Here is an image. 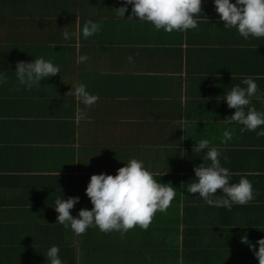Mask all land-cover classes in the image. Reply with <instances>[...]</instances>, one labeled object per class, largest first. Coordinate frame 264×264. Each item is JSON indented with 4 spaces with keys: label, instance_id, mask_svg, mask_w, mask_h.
Instances as JSON below:
<instances>
[{
    "label": "crops",
    "instance_id": "obj_1",
    "mask_svg": "<svg viewBox=\"0 0 264 264\" xmlns=\"http://www.w3.org/2000/svg\"><path fill=\"white\" fill-rule=\"evenodd\" d=\"M122 6L124 0H0V70L8 73L0 84V264H47L53 245L63 264H259L241 237L257 250L264 238V137L225 121L235 112L225 93L251 76L261 96L252 105L264 112V37L245 40L224 28L214 0H203L197 29L172 33L129 19L132 5L119 17ZM88 20L102 27L85 39ZM64 30L79 39L65 40ZM41 56L60 73L30 90L18 85L17 62ZM80 56L88 59L78 63ZM80 83L99 97L90 108L66 95ZM78 107L85 112L79 123ZM225 129L234 135L221 144ZM201 139L221 149L230 183L242 176L252 182V202L229 211L186 191L207 151L193 152ZM133 157L176 188L147 230L137 226L121 238L93 226L76 235L58 223L57 198L79 197L71 210L78 218L93 207L91 176L116 175Z\"/></svg>",
    "mask_w": 264,
    "mask_h": 264
},
{
    "label": "clouds",
    "instance_id": "obj_2",
    "mask_svg": "<svg viewBox=\"0 0 264 264\" xmlns=\"http://www.w3.org/2000/svg\"><path fill=\"white\" fill-rule=\"evenodd\" d=\"M124 4L125 6L116 8L119 17H125L127 5H132V15L128 17L129 19L138 17V20L152 24L157 31L164 30L167 33L174 30L186 32L197 29V18L201 17L203 12V0H124ZM214 5L224 28L237 29L245 40L250 36L264 37V0H235V3L233 0H214ZM101 27V24L88 20L83 25L82 35L87 39L98 33ZM74 35L79 39L78 34L63 31L65 40L71 39ZM87 59V56H80L78 63ZM131 60L129 57V61ZM60 70L52 60H46L41 56L31 63L18 61L15 77L18 85L30 90L34 86L39 87L45 78L58 75ZM7 83L8 73L0 70V84ZM242 85L236 84L225 93L227 106L235 110L225 121L229 124L242 125L241 133L255 131L258 137H264V130L256 131L264 126V112L258 111L252 105L253 98L261 99L258 95V85L251 76L244 77ZM14 90L19 91V86ZM66 95L74 96L85 108H90L99 99L97 95L87 90L84 83L72 86V90ZM84 115V110L78 107L76 122L79 123ZM176 123L182 131L188 126L187 121L183 119ZM233 135V131L225 129L221 144H227ZM204 150L207 151L203 163L194 167L196 178L187 183L186 191L190 194H199L209 206L227 208L229 211L234 204L247 205L252 202L258 195L254 193L252 182L246 176H242L238 183H230L232 173L221 165V149L212 146L208 139L195 142L193 147L195 154ZM224 159L227 161L228 157L225 156ZM156 175L158 174L145 167L142 160L135 157L130 158L124 167L119 168L116 175L94 174L86 188V195L93 205L92 209H81L78 218H75L71 210L79 203L80 198H57L55 211L58 213V223L65 229L70 227L76 235L84 234L93 226L103 233L119 232L121 238L137 226L147 230L155 214L165 213L176 196V188L171 183L158 182L155 179ZM218 190L221 195L217 194ZM241 242L249 245L259 264H264V238L256 242L258 250L247 235L241 237ZM59 253L58 246H51L45 254L47 264H63Z\"/></svg>",
    "mask_w": 264,
    "mask_h": 264
}]
</instances>
